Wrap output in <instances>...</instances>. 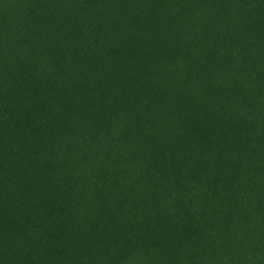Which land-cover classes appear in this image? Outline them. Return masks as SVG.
<instances>
[{"label":"trees","instance_id":"trees-1","mask_svg":"<svg viewBox=\"0 0 264 264\" xmlns=\"http://www.w3.org/2000/svg\"><path fill=\"white\" fill-rule=\"evenodd\" d=\"M0 264H264V0H0Z\"/></svg>","mask_w":264,"mask_h":264}]
</instances>
